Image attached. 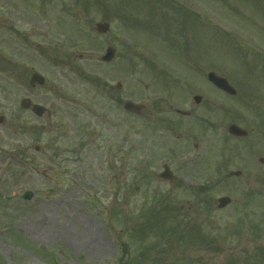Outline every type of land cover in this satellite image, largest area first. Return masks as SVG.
Here are the masks:
<instances>
[{
  "label": "rangeland",
  "instance_id": "obj_1",
  "mask_svg": "<svg viewBox=\"0 0 264 264\" xmlns=\"http://www.w3.org/2000/svg\"><path fill=\"white\" fill-rule=\"evenodd\" d=\"M0 116V264H264V0H0Z\"/></svg>",
  "mask_w": 264,
  "mask_h": 264
},
{
  "label": "water",
  "instance_id": "obj_2",
  "mask_svg": "<svg viewBox=\"0 0 264 264\" xmlns=\"http://www.w3.org/2000/svg\"><path fill=\"white\" fill-rule=\"evenodd\" d=\"M108 29V25L106 23H98L97 24V30L101 31V32H105ZM114 54L113 49L108 48L107 49V53L106 55L102 58L105 61H109L112 59ZM207 78L209 81H211L216 87L224 90L225 92L229 93V94H235L236 91L235 89L227 82V80L224 77L218 76L216 75L214 72H209L207 74ZM33 82H38V83H42L43 82V78L41 76H39L38 74H34L32 75L31 78V83L33 84ZM200 100L199 97H195V101L198 102ZM24 106L28 105V101H24L23 102ZM133 108L135 110H139L140 107L136 106V105H132L131 103H127L126 104V108ZM32 110L38 114L41 115L44 112V107L40 106V105H34ZM3 120L2 117H0V122ZM228 132L236 135V136H245L247 134V132L243 129H241L240 127L236 126L235 124H231L228 127ZM160 177L163 178H170L171 173L168 170V168L165 167V171L160 175ZM174 178V177H173ZM24 198L29 199L31 197V193L27 192L24 196ZM227 203H229V198L227 197H222L219 199V207H223L224 205H226Z\"/></svg>",
  "mask_w": 264,
  "mask_h": 264
},
{
  "label": "bare ground",
  "instance_id": "obj_3",
  "mask_svg": "<svg viewBox=\"0 0 264 264\" xmlns=\"http://www.w3.org/2000/svg\"><path fill=\"white\" fill-rule=\"evenodd\" d=\"M102 246H101V243H99V244H97V245H95L94 246V248H101Z\"/></svg>",
  "mask_w": 264,
  "mask_h": 264
}]
</instances>
